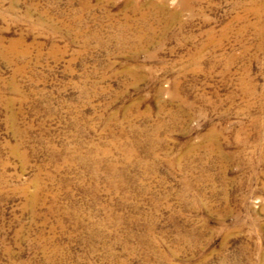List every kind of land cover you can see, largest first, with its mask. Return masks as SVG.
I'll return each mask as SVG.
<instances>
[{
	"label": "rangeland",
	"instance_id": "374dc122",
	"mask_svg": "<svg viewBox=\"0 0 264 264\" xmlns=\"http://www.w3.org/2000/svg\"><path fill=\"white\" fill-rule=\"evenodd\" d=\"M0 264H264V0H0Z\"/></svg>",
	"mask_w": 264,
	"mask_h": 264
},
{
	"label": "bare ground",
	"instance_id": "6f19581e",
	"mask_svg": "<svg viewBox=\"0 0 264 264\" xmlns=\"http://www.w3.org/2000/svg\"><path fill=\"white\" fill-rule=\"evenodd\" d=\"M167 2H168V1H167ZM143 16H144V15H143ZM259 29H260V28H259ZM245 30H246V29H245ZM209 34H210V33H209ZM144 39H145V38H144ZM200 62H201V61H200ZM230 64H231V63H230ZM230 64H229V65H230ZM200 65H201V64H200ZM243 85H244V84H243ZM246 91H247V90H246ZM256 91H257V90H256ZM253 93H254V92H253ZM259 96H260V95H259Z\"/></svg>",
	"mask_w": 264,
	"mask_h": 264
}]
</instances>
